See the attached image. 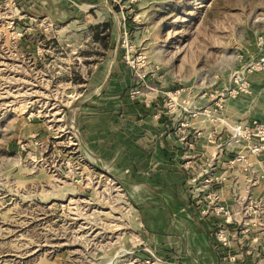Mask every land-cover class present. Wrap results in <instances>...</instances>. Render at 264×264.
<instances>
[{"label": "rangeland", "instance_id": "1", "mask_svg": "<svg viewBox=\"0 0 264 264\" xmlns=\"http://www.w3.org/2000/svg\"><path fill=\"white\" fill-rule=\"evenodd\" d=\"M255 53L264 0H0V264H264L263 171L217 183L191 162L173 216L153 202L171 190L98 150L86 121L99 96H126L96 131H160V113L186 160L202 124L220 130L200 117L238 125L210 111Z\"/></svg>", "mask_w": 264, "mask_h": 264}, {"label": "crops", "instance_id": "2", "mask_svg": "<svg viewBox=\"0 0 264 264\" xmlns=\"http://www.w3.org/2000/svg\"><path fill=\"white\" fill-rule=\"evenodd\" d=\"M109 53L110 51L108 54ZM116 54L115 51L110 53L113 60H116ZM120 70V64L116 65L114 63L112 68H109L107 75L112 72V76H120ZM122 72L123 75L120 77L125 79L123 80L124 82L128 81L127 79L129 78V75L125 73L126 71L124 72L121 70V74ZM249 79L252 82L253 94L225 98L222 112L223 114H226L229 117L228 119L234 124H236V121H244L251 118H257L264 121V74L263 72H253L249 74ZM124 85L122 89H125L126 86ZM106 97L108 99L105 98L104 100V96L101 95L96 100L90 102L91 106L89 107L95 109L96 113L93 118L86 119V121L90 120L92 123H97V126L89 132L90 134H87V138H91L92 142H94V146H96L98 150L106 148L110 155L115 153L121 154L122 152L124 162L122 169H124V171L128 173L131 172L133 175L139 172L141 181L149 179L156 187H162L164 190H171L170 194L169 191H167L164 196L162 194L156 195L153 202L173 203V208L175 207L176 210H178L176 211L172 209L171 214L173 216L176 214L180 215V204L185 203L186 196L181 189L186 185L184 184L185 180H187L185 177V170L188 169V165L191 162L194 163V165L198 162L206 165L209 164L212 166L211 175L215 177L222 176L226 179L228 177L230 179L237 178V180L241 182L244 179L246 174L244 173L243 168H241V166L234 168L229 167L228 158L230 153L228 151L223 153L218 149V143L224 139L220 130H218V128L210 130V125L207 124H202L205 127L203 128L204 130H200L198 134H193V136L188 138L193 145V148L187 150L186 157L188 158L186 160L183 158L185 150L182 145V137L176 132L168 133L167 131L165 132L162 130L165 127L168 129L169 126L166 125V122H164L165 117L160 113L157 115L161 124L160 131H151V129L144 131L141 127L136 131L135 129L130 128L129 132H123L124 136H122V138L121 136L113 135L109 130L108 132L96 131L101 128L100 124L103 123L105 117H107V119L109 118L113 123L115 122L114 113H111L110 110L104 112V109H106L105 105H110L112 109H115L127 98L126 96L121 97V95L116 98L111 96ZM99 110L101 111L98 112ZM212 111L216 112L214 109ZM99 114L100 116L98 117L97 115ZM208 119L209 121H216L219 129L223 126V124L219 123V121L213 116L200 117V122H206ZM115 129L116 128H114V130ZM118 139H123V143ZM255 165L258 174H260L264 169V158L255 159ZM205 171L207 172L208 170L205 169ZM258 179L255 181L256 187L261 185L259 181H262V184L264 185V178L261 180ZM222 194H224V198L222 199H225V201L228 202V199H230L227 198L229 197V194L226 196L225 192ZM161 208L163 209H161L159 215L165 219L170 213L163 206H161ZM188 216L194 218L193 215ZM172 224H175V221H172ZM254 227L255 226H253V228ZM173 228H175V226ZM176 228L178 229L177 225Z\"/></svg>", "mask_w": 264, "mask_h": 264}, {"label": "built area", "instance_id": "3", "mask_svg": "<svg viewBox=\"0 0 264 264\" xmlns=\"http://www.w3.org/2000/svg\"><path fill=\"white\" fill-rule=\"evenodd\" d=\"M253 72H263L264 74V53L261 55L253 54L250 59L235 72L234 85L226 88L222 95L227 98L253 94L252 82L249 79V74ZM223 99L224 98H220V100L216 102L215 111L218 109L223 111ZM236 124L240 126L237 125L238 127H234L228 123L223 124L220 133L224 136V139L218 143V149L223 153L226 151L230 153L228 158L229 167L234 168L241 166L243 171L251 170L252 172H255L257 171L255 159L264 158V121L257 118H251L244 121H236ZM234 141L235 143H232ZM225 179L226 178L222 176H216L215 179L210 178L209 181L212 180L218 183ZM215 199L217 203L216 213H228L229 210L226 209V205L220 203L222 199L221 195H216L214 198H211V201L213 202ZM223 220L224 219H222L221 222ZM221 222L219 224H221ZM226 223L227 226L230 225L229 220H227ZM216 235L218 239H220L219 241L223 247L227 245L224 231L221 230L216 233Z\"/></svg>", "mask_w": 264, "mask_h": 264}, {"label": "bare ground", "instance_id": "4", "mask_svg": "<svg viewBox=\"0 0 264 264\" xmlns=\"http://www.w3.org/2000/svg\"><path fill=\"white\" fill-rule=\"evenodd\" d=\"M225 99V98H224ZM224 99H223V101H224ZM212 112V110L210 111V113ZM214 112V111H213ZM217 112V111H216ZM220 113V112H219ZM216 118V117H215ZM217 119V118H216ZM218 120V119H217ZM238 126H240V125H238ZM238 126H235V127H238ZM232 143H235V141L234 142H232Z\"/></svg>", "mask_w": 264, "mask_h": 264}]
</instances>
